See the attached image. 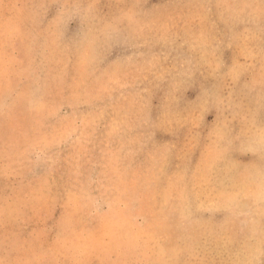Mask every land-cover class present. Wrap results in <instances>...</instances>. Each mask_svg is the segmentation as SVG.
<instances>
[{
  "label": "clouds",
  "instance_id": "1",
  "mask_svg": "<svg viewBox=\"0 0 264 264\" xmlns=\"http://www.w3.org/2000/svg\"><path fill=\"white\" fill-rule=\"evenodd\" d=\"M0 264H264V0H0Z\"/></svg>",
  "mask_w": 264,
  "mask_h": 264
}]
</instances>
